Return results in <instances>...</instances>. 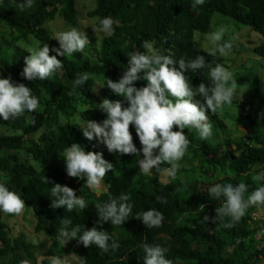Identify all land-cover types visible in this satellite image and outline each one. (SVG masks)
<instances>
[{
	"label": "trees",
	"instance_id": "1",
	"mask_svg": "<svg viewBox=\"0 0 264 264\" xmlns=\"http://www.w3.org/2000/svg\"><path fill=\"white\" fill-rule=\"evenodd\" d=\"M19 3L20 0H0V23L11 34V38H0V74L29 86L40 106L15 120L0 121V183L25 200L24 213L31 216L28 225L32 226L33 234L44 236L45 241H32L24 232L13 236L9 224L0 217V264H31L24 262V258L33 264H52L54 258H59L62 264H72L68 256L71 252L57 240L59 230L93 226L113 234L119 248L116 252L103 253L95 246L86 248L73 238L70 241L76 246L73 253L78 264H143L144 244L165 248V257L171 264H258L264 258V245H257L264 240V234L256 239L260 224L254 214L264 206H250L231 227L224 226L229 222L228 217L213 224L215 210L223 201L209 198L206 191L215 183L242 181L248 186V193L261 186L262 182L255 176L264 170V117L259 115L264 112L263 80L249 75L234 79L240 85L254 83L249 102L251 113L246 117L247 133L237 139H222L218 133L226 123L221 110L206 112L213 137L201 140L194 129H185L189 146L179 162L181 169L167 182L161 175L169 165H162L159 173L153 170L142 175L134 165V155L109 153L102 143L87 140L79 126L89 119L100 122L105 118L98 108L104 98L122 99L98 84L106 77L119 79L127 67L128 56L144 51L142 45L146 42L160 54H170L177 60L204 56L206 66L185 75L193 87L201 82L209 84V66L219 63L225 67V59L219 54L211 56L208 50L198 47L195 34L215 29L220 21L213 23L215 13L259 32L263 39L253 51L264 58V0H204L195 7L193 0H95L88 15L96 20L107 16L115 19L118 24L113 35L103 37L98 48L91 41L86 51L94 57V63L79 53L59 56L61 69L43 81H29L21 75L26 49L31 44L29 38L48 44L49 54L53 55L51 48L59 45L46 24L58 16L75 24L77 0H34L33 6L23 11ZM78 73H88L89 79L69 95ZM134 83L142 87L147 81ZM95 88L97 91H93ZM194 100L203 103L199 96ZM235 103L233 98L231 104ZM76 115L79 120L75 119ZM129 130L139 148L132 125ZM73 142L85 146L87 151L102 152L113 163L112 170L102 180L106 190L99 195L84 186L83 179L66 174L59 153ZM45 177L49 183L44 182ZM56 183L73 188L88 207L71 212L62 207L53 209L48 194L51 184ZM122 192L130 197L133 214L124 225L111 226L108 222L97 225L95 204ZM150 208L159 210L164 217L158 228H146L135 216V212ZM204 216L209 222L203 220Z\"/></svg>",
	"mask_w": 264,
	"mask_h": 264
},
{
	"label": "clouds",
	"instance_id": "2",
	"mask_svg": "<svg viewBox=\"0 0 264 264\" xmlns=\"http://www.w3.org/2000/svg\"><path fill=\"white\" fill-rule=\"evenodd\" d=\"M203 3L204 0H193V7ZM33 4L34 0H20L19 7L23 11L31 8ZM117 24L115 19L107 16L98 18L86 26L91 25L99 43L101 34L111 37ZM84 29L71 27L55 32L52 38L59 46L51 48L53 55L49 54L48 44L30 37L31 44L26 49L27 55L24 56L22 77L29 81L49 79L62 67V60L57 57L72 56L74 53L82 54L89 62L94 63V57L86 51L90 40ZM223 37V28L205 37L213 46L208 51L209 55L224 56L231 49V42L223 40ZM142 48L144 51L133 52L128 56L127 67L119 79L114 81L106 77L98 84L100 87L106 86L122 99L104 98L98 108L105 114V118L100 122L89 119L79 128L87 140L95 139L97 143H102L109 153L134 155V165L138 166L140 174L148 175L153 170L159 173L161 166L167 164L169 167L164 171L168 176L174 177L190 143L186 138L185 129H194L199 139L210 140L213 137V129L206 112L215 113L232 103L236 81L230 70L217 63L214 67L209 66L210 83L206 85L201 82L198 87H193L185 74L203 69L206 66L204 56L177 60L170 54L163 55L155 51L151 43H144ZM88 79V73L76 74L69 95L83 86ZM139 80L147 81V84L137 87L134 82ZM197 96L202 98L203 103L194 100ZM39 106V100L29 86L16 83L10 76L0 74V121L15 120L26 112L38 110ZM259 115L264 117V112ZM130 125L138 138L139 148L133 142ZM174 126L176 130H173ZM59 154L65 162L66 174L83 179L84 186L99 195L101 182L105 174L112 170L113 163L106 160L102 152L87 151L85 146L75 142L64 147ZM255 179L262 182L261 186L250 193L248 186L242 181L236 184H212L206 191L209 198L222 200L223 203L216 208L211 223L215 224L228 217L229 222L224 226L231 227L240 221L250 206H264V170L259 171ZM44 182L49 183L47 177ZM51 185L48 196L53 209L62 207L71 212L88 207L85 199L76 195L73 188L59 183ZM246 193L248 194L245 195ZM95 209L98 215L97 225L108 222L111 226H120L133 214L134 208L130 197L122 192L116 197L109 195L106 202L96 203ZM24 210L25 200L17 192L0 183V214L18 216ZM135 216L146 228H158L164 219L159 210L151 208L135 212ZM203 220L209 222L207 216H204ZM73 238L84 247L95 246L103 253L116 252L119 248V242L113 234L98 230L96 226L83 229L76 227L72 231L62 227L57 234V240L62 244ZM142 250L143 264H171L165 257L166 249L160 245L144 244ZM52 264H62V261L54 258Z\"/></svg>",
	"mask_w": 264,
	"mask_h": 264
},
{
	"label": "rangeland",
	"instance_id": "3",
	"mask_svg": "<svg viewBox=\"0 0 264 264\" xmlns=\"http://www.w3.org/2000/svg\"><path fill=\"white\" fill-rule=\"evenodd\" d=\"M77 10L78 18L75 24H71L64 20L62 17H57L55 20L46 24L52 34L59 31L67 30L71 27H76L80 30H85V33L89 37V45L86 46V50L89 51L91 47V41L95 48H98L100 45L101 39L104 37L103 34L100 36L99 43L96 41V35L92 30L91 25L86 26L94 21L95 18H92L88 15V12L94 8L95 0H77ZM217 24L215 29L208 33L197 32L195 34L196 45L205 50H211L212 44L205 39V37L220 29H224L223 40L230 41L232 47L224 55L226 68L233 73V79H236L243 75H249L253 79H259L264 81V58L258 56L254 53L253 48L256 44H259L263 36L252 30L249 26L237 24L229 18H224L221 15L215 13L213 16V23L215 20ZM222 20V21H221ZM0 23V38H11L9 30L1 25ZM86 26V27H85ZM254 89L253 81L251 83L240 85L236 83V90L234 93L235 104L225 105L222 107L221 112L226 123L225 127L218 133L222 139L240 138L248 131V124L246 117L251 113L249 102L251 100V93ZM242 100L240 101V99ZM79 116L76 115L75 119L79 120ZM217 133V132H216ZM38 135V134H37ZM36 135V136H37ZM178 169H181V166H178ZM173 177L167 175L165 171L162 172L161 179L165 182L169 181ZM106 190V186L101 182L100 193ZM254 216L258 218L260 224V230L256 234V239H260L261 235L264 234V208L258 210ZM1 219L6 221L9 224L11 234L13 236L18 235L20 232H24L28 239L32 241L43 242L44 236H40L32 233V226L28 225V221L31 219L30 215H26L24 211L20 215L8 216V214H1ZM50 243L49 240H47ZM67 249L71 252L69 253V262L72 264H78L76 260V255L73 253L76 250V246L72 241H67L65 243ZM264 245V240L259 243L257 246ZM24 262L33 264L30 259L24 258ZM258 264H264V258H262Z\"/></svg>",
	"mask_w": 264,
	"mask_h": 264
}]
</instances>
